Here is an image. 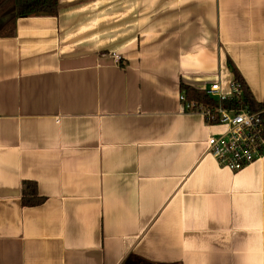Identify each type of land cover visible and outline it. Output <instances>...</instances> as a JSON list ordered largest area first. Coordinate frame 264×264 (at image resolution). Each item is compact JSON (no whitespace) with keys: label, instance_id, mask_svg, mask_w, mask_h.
<instances>
[{"label":"crops","instance_id":"1","mask_svg":"<svg viewBox=\"0 0 264 264\" xmlns=\"http://www.w3.org/2000/svg\"><path fill=\"white\" fill-rule=\"evenodd\" d=\"M58 1L0 36V264H264V156L181 101L231 60L264 103V0Z\"/></svg>","mask_w":264,"mask_h":264},{"label":"built area","instance_id":"2","mask_svg":"<svg viewBox=\"0 0 264 264\" xmlns=\"http://www.w3.org/2000/svg\"><path fill=\"white\" fill-rule=\"evenodd\" d=\"M116 57L120 62L121 57ZM220 90L219 83L205 90L217 103L189 100L185 91L181 101L187 111L201 114L208 124L224 127L208 138L206 151L220 167L239 172L264 156V111H252L245 105L242 88L235 80L231 94Z\"/></svg>","mask_w":264,"mask_h":264},{"label":"trees","instance_id":"3","mask_svg":"<svg viewBox=\"0 0 264 264\" xmlns=\"http://www.w3.org/2000/svg\"><path fill=\"white\" fill-rule=\"evenodd\" d=\"M59 9L58 0H0V36H13L15 31L16 20L21 16L46 14L56 15ZM123 62L121 59L120 64ZM229 66L234 73V80L238 82L243 91L245 105L252 111H260L264 109V103L257 102L254 98L248 84L242 74L235 67L233 62L229 60ZM189 100L195 99L206 103L213 104L214 101L209 98L203 90H197L189 86H183ZM44 198L39 196L35 183L26 181L23 184V203L26 206L39 205ZM138 260L143 264H152L145 260L136 259L130 256L123 264H137Z\"/></svg>","mask_w":264,"mask_h":264}]
</instances>
